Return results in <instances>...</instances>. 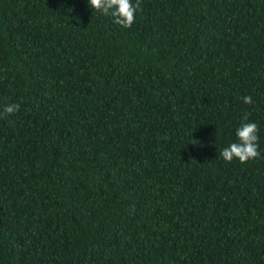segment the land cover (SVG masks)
<instances>
[{
  "label": "trees",
  "instance_id": "16d2710c",
  "mask_svg": "<svg viewBox=\"0 0 264 264\" xmlns=\"http://www.w3.org/2000/svg\"><path fill=\"white\" fill-rule=\"evenodd\" d=\"M0 264H264V0H0Z\"/></svg>",
  "mask_w": 264,
  "mask_h": 264
},
{
  "label": "clouds",
  "instance_id": "9594fccd",
  "mask_svg": "<svg viewBox=\"0 0 264 264\" xmlns=\"http://www.w3.org/2000/svg\"><path fill=\"white\" fill-rule=\"evenodd\" d=\"M142 0H89L92 9L111 16L116 25L129 29L135 23L136 13L141 7ZM244 103L251 105L253 98L245 96ZM20 110L19 104H8L3 108V115H12ZM249 113H245L243 122L236 130L237 141L231 143L220 153L225 162L234 159L246 163L260 156L259 152V126L249 121Z\"/></svg>",
  "mask_w": 264,
  "mask_h": 264
}]
</instances>
